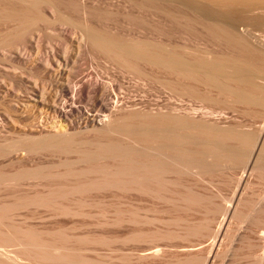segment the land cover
<instances>
[{
  "label": "bare ground",
  "instance_id": "obj_1",
  "mask_svg": "<svg viewBox=\"0 0 264 264\" xmlns=\"http://www.w3.org/2000/svg\"><path fill=\"white\" fill-rule=\"evenodd\" d=\"M126 1L134 9H143L144 17L139 22L144 25L139 26L145 27L149 34L151 30L157 32L156 35L152 32L154 37L144 33L143 38H124L108 32L110 30L105 31L95 20V16L100 19L101 13L89 7L85 0H81L80 4L77 0H0V21L7 25L5 31H0V50H3L0 57L6 59L11 67L4 77L25 87V94L21 92L23 96H17L19 100L15 101L8 99L12 91L0 82V105H6L0 115V127L4 128L7 123L15 124L21 133L18 140L0 144V185L28 179L48 180L46 182L50 184L46 187L49 188L47 192H42L46 189V182H43V190H36L33 195L27 193V196L18 194L16 198L22 197L14 204L0 205V247H15V256L0 249V264H121L116 262L115 257L111 258L109 251L110 257L102 253V260L97 250L94 256L97 254L96 258L100 259L89 257L90 253L94 254V251L91 252L93 248L90 253L89 249L86 250V255L84 248L87 242L88 245L89 242L95 244L93 241L102 244L105 240L103 245L110 249L107 243L112 240L105 236L70 235L67 230L62 232L63 229L55 232L38 230L30 225L15 223L10 217V212L16 207L37 203L46 207L51 205L55 211L60 210L73 217H84L88 214V203H92L91 199L88 200L92 194L103 196L102 193L114 191L124 195L132 192L146 194L147 197L151 195L154 201L159 202L158 212L169 214L168 218H162H166L169 225L159 222L161 216H154L160 225L167 226L166 229H162L164 226L159 229V224L154 226L157 220L154 222L155 219L152 221L147 216V210L143 212L146 217L140 214L138 208L141 211L144 209L138 204V208L130 205L132 210L130 207H126L129 210L124 207L121 210L119 206L112 224L150 222L151 226L154 222L152 227L158 228L149 230L147 227L150 226L142 224L146 230L135 227L121 240H211L209 248L206 246L208 256L200 258L201 255L190 252L192 255L188 254L189 257L186 255L184 259L177 258L175 262L166 264H217L215 259L220 255L223 257L227 253L225 249L230 248L229 245H225V249L222 246L229 243V235L234 236L229 234L232 220L240 224L248 222L244 227L247 228L246 234L242 232L243 236L238 238L240 248L252 250L257 248L255 246L264 247V230L262 235L259 234L261 237L257 236L260 229H264V198L258 195L260 199L254 197L256 201L251 200L255 192L248 193L256 187L252 186L253 181L256 180L257 185L264 182V123L261 122L263 125L259 131L256 128L258 124L253 126L257 131L252 128L250 131L242 130L243 126L235 123L234 116H230L241 113L254 118L263 117L264 121V40H259V36L257 39L251 31L253 26L260 28L261 34L264 31V0ZM127 16L130 18L131 13ZM132 16L130 19L136 18L140 24L138 16L133 13ZM156 17L178 23L180 31L182 28L197 39L194 41L188 37L192 41L186 38L189 42L186 43L182 39L191 34L183 32L185 36L180 42L189 45L197 41L196 45L192 43L190 47L180 43L177 47L169 39L168 42L161 40L162 35L170 30L165 28L167 31L163 32L158 27L161 24L158 18L155 22ZM43 23L70 28L75 35V38L74 35L71 37L79 40L83 47L81 55L86 54L91 63H97V72H88L78 78L81 56L73 58L65 52L62 56L52 53L47 56L46 63H43L47 66H44L36 63L30 54L21 53V50L30 48L28 44L35 39L32 36L40 31ZM170 33L167 38H170ZM12 49H17V52ZM114 66L137 82L150 80L161 84L168 93L165 105L139 108L134 103H120L121 81L114 76H105ZM40 69H43V75H47L45 83L41 86L27 84L25 70H28L29 76L35 77ZM67 71L69 75L64 76ZM55 72L59 77L53 75ZM86 101H92L93 109L97 108L96 113L95 109L71 106ZM12 155L15 159L11 158ZM49 155L60 156L58 163L40 160ZM63 155L71 158L64 159ZM27 161L34 162V166L27 167ZM8 166L17 168L14 172H7L4 169ZM225 169L229 172L242 170H237L242 172L239 176L232 174L233 179H230L229 172L230 176L225 173V179L236 181L237 185L236 192L230 201L227 200L230 203L220 195V189L218 199L217 194L203 192L204 189L209 191L208 184L204 182L212 186L213 180L224 175ZM13 182L10 184L13 185ZM201 182L206 187L199 189ZM94 195L92 200L97 205L99 201L95 200L101 197ZM124 195L123 199L119 197L124 200L127 196ZM257 199H262V203ZM223 200L229 205H221ZM66 201L69 205H65ZM101 203L103 201L97 205L100 210ZM150 204L149 210L154 207ZM106 207L104 209H108ZM153 210L157 211L155 207ZM102 212L104 216L105 211ZM106 218L112 220L108 216ZM255 235L260 237L257 242ZM152 249L148 255L140 254L139 259H162V246ZM234 249V252L238 251ZM261 252L263 254H257L258 264H264V252ZM238 257L234 259L236 263L232 260V264L238 263Z\"/></svg>",
  "mask_w": 264,
  "mask_h": 264
},
{
  "label": "rangeland",
  "instance_id": "obj_2",
  "mask_svg": "<svg viewBox=\"0 0 264 264\" xmlns=\"http://www.w3.org/2000/svg\"><path fill=\"white\" fill-rule=\"evenodd\" d=\"M77 1L80 4L81 0H77ZM85 3L89 7L93 8L94 10L96 9L99 13H101L99 15V18L100 19L96 18V16H95V20H98V22H99L98 24H100V26L103 27L105 29V31L110 30L108 32H111L112 34H115L116 33L117 36H121V37L125 36L124 38H127V37L128 38H133V37L134 38H138V37L141 38L142 36L145 37L147 35V33H148L146 30H144L145 27H142L141 28L139 26L141 24L144 25L143 22L142 23L139 22L144 17V16H142V15H144L143 9H139L138 7L137 8L135 7V9H134L133 7H131L127 3L126 0H122V1L121 0H85ZM130 13H131V16H132V13L134 14L135 17L138 16L137 17L138 18L137 20H138V22L140 24L137 23L136 18H135V20L130 19V18H133V16L132 17L130 16V18L127 16V14H130ZM179 14H181V13H179ZM139 18H140V20H139ZM157 18L158 17H156V20H155L156 23H157ZM161 19L162 20H160V18H158V23L159 22L161 23L158 27H161V30L162 29L164 30V31L162 30L163 32H165L167 30H170V31H167L168 33L171 32L169 34V37L170 38H167L168 37V35H167L168 33L167 32H166V35H164L165 36V39L163 38L164 37L163 35H162V37L159 36V37H161V40L162 39L164 41L167 40L166 42H168V39H169V42L170 43L171 42H172V44L175 43L174 45L175 46L177 45V47H178V45L180 43H181V45L183 43H185L186 40L188 39V37H191L193 39L195 38V36L193 34H191L190 32H186L182 28H181V31H180V26L178 25V23H174V22H171L169 20L165 21L162 17H161ZM99 20H101V21H99ZM163 25H165V26L163 27ZM41 26L39 27L40 28L39 29L40 31L37 32V30H36L37 33H34L36 35H33L32 36V37H35L36 40L34 38H32L34 40L31 39L32 41L29 43L30 45L28 44V47H30V48L29 49L26 48L25 50H21V53H24V54H27L28 53V54H30L31 55V58L33 60H35L36 63H38V64L42 63L40 65H44V66H47V64H43V63H46L45 60L47 59V56H49L52 53L56 54L57 56H62L63 54L68 53L70 56H73V58L76 57V56H79V57L81 56L80 57V60H83V62L79 60V65L81 67H80V70H79L80 72H79V77L78 78H82L83 76H86L88 74V72H93V73L97 72V69H95V68H97L96 67L97 66L96 65L97 63L94 62V61L91 63L92 60L89 59L86 56V54H82L81 55L82 52L84 53L83 47L81 46L79 40L73 39L71 37L74 34H73V31L71 33L70 28H67V27L62 26V25H59V26L58 25H56V26L54 25L53 26V24H50V23L49 24L48 23L47 24H44L43 23V25H41ZM6 27H7V25L4 22H1L0 21V31H5ZM165 28H167V30ZM252 28L253 29L251 31L254 34V35L253 34L252 35L253 36H256L257 39L260 38L259 40H264V35H262V34H264V31L261 34L260 32L262 30H260V28H258V27L254 28V26ZM150 30L148 29V31H150ZM144 31H146V32H144ZM253 31H255V32H253ZM152 32H154L155 35L157 34V32L151 30V34H149L150 33L149 32L148 35L152 36L154 34ZM185 32H186V34L187 33L191 34V36H189L187 34L188 36L186 37L185 35H183V34H185ZM144 33H145V36H144ZM192 35H193V37H192ZM183 36H185V38H183ZM258 36H259V38H258ZM73 37L75 38V35ZM153 37H154V35H153ZM256 37H254V39ZM181 38H183L182 40L185 41V42H180V41H182ZM191 38L188 39V40L192 41ZM195 40H197V39H194V41ZM194 41L191 42V44L193 43V46H195L196 43H197V41H196V43ZM186 43H189V42L187 41ZM191 44H189L190 47L192 46ZM183 45H188V44H183ZM81 47H82V49H81ZM192 48H194V47H192ZM196 49H198V47ZM12 50H13V52H17L16 51L17 49H12ZM26 50H27V52H26ZM0 51H2L1 52V54H2L3 53V50H0ZM4 52H7V50H5ZM79 53H80V55H78ZM0 59H1L0 60V82H3L6 85V87L9 90L12 91L11 92V96H10V93H9V98L8 99L17 101L16 99L19 100V98H17V96H21L22 93H23V95L25 94L23 92V90L25 89V87L23 85H20V84H17L15 82H13L9 78H6L7 76L4 77L6 71H10L11 67H10L9 64H7L9 62L6 59L1 58V57H0ZM89 60H91V61H89ZM42 70L43 69H40L41 72L39 74H36V76L34 75L35 77L29 76L28 75V70H25L24 77L26 79L25 78L24 79H25L26 83L27 84H34V83H36L39 86L43 85L45 83L44 82L45 78L47 80V75H43L44 73H43ZM100 70H101L100 72L102 73V68ZM26 72H27V74H26ZM53 72H54V70H53ZM68 72L69 71H67V73H66L67 75L65 74L64 76H68L69 75ZM54 74H57V76L59 77V74L57 72L53 73V75ZM25 75H27V76H25ZM106 75L114 76V77L118 78L121 81V83L123 85V89H122V91H121V93L119 95V100L121 99L119 101L120 103H123V104H125V103L126 104H132V103H134V104H137V106L139 108L140 107H142V108L158 107V106H161V105H165V103H166L165 101L168 98V96H167L168 93L162 87L161 84L157 83V81H156V83H155V81H150V80H140L139 82H137V80L136 79L134 80V78L132 76H130L128 73H121V72H119V69L118 68H115V66H114V68L109 69L107 71V73L105 74V76ZM27 77H29V78H27ZM30 78H31V80L33 82L30 80ZM42 78H44V79H42ZM30 81H31V83H30ZM38 81H39V83H38ZM41 83H43V84H41ZM186 103H190V102L187 101ZM5 106L6 105H0V115H2V112L4 111V107ZM71 106H73V107L81 106V107H87V108L93 109V107H92V101L80 102V103H77V104L76 103H73V104H71ZM94 109L93 110L96 113L97 108H94ZM230 116H232V117L234 116L233 117V121L236 120L235 123H237L238 125L241 124L243 126L242 130L243 129H245V130L247 129L248 131H250L249 129H251V128H252V130H254V127L253 126H257V124L259 126V127H256L257 130H258V129H260V126L263 125L262 123H264V121L262 119L263 117L261 119H260V117L254 118L255 116H251L250 117L247 114L244 115V114H241V113L240 114L239 113H236V114H233V115L230 114ZM257 119H259V120H257ZM254 121H256V122H254ZM249 125H250V127H249ZM15 126H16L15 124L12 125L11 123H7L4 126V128H1L0 127V144H7V143L12 142V140L14 141L15 139H17V140L19 139L21 133H20V130L17 128V126L16 127ZM240 126H238V127L241 128ZM256 128H255V130H256ZM11 158L15 159V155H12ZM59 158H60V156H57V155H49V156H43L40 160L42 162L45 161V163L47 162V163L57 164L58 161H59ZM63 158L64 159L65 158H69L70 159L71 156L63 155ZM37 161H38V159H37ZM25 164H26L27 167H30V166L32 167V166H34L35 163L34 162L31 163V162L27 161V162H25ZM31 164H33V165H31ZM15 168H17V167L16 166H8V167H5L4 170L7 171V172H14L15 171L14 170ZM237 170H241V169H236V171H234V172L233 171L229 172V170L226 171V169H225V172H223L224 175L221 176V174H220L221 177L217 176L219 178L217 180H216V178L213 180L214 182L215 181H217V182L219 181L218 182L219 184L212 182V186H209V185H211L209 182L208 183L204 182L205 185L208 184L206 186H207V188L208 187L209 188L208 189L206 188V189L209 190V191L207 192L205 189H204V191L203 190L202 191L205 192V193H208V194L209 193L210 194L212 193V195H216L217 192H218V190L220 189L219 192L220 191L222 192V193H220V195L222 194L221 196L224 199H226V201L227 200L230 201V199L234 195L233 193L236 192L235 190H236L237 185L235 183L236 181L232 182L231 180H227V178L225 179V177L231 175L230 177H232V178H230V177H228V178L233 179V175L234 174H236V176H239L242 173L241 172L242 170L240 171L241 173H239ZM221 172L222 171H220V173ZM228 172L230 173V175H229ZM225 173H226V176H225ZM46 181H48V180H42V182L40 181L41 182L40 183L39 181H34L32 179H28V180H23V181H20V182L17 181V183H15V181L14 182L13 181H11V182L9 181V182H7V184L6 183L5 184L4 183L1 184L0 185V205L1 204L2 205H7L8 204V206H9V204H12V203L14 204L16 202V199L21 198L23 196V194H25L27 196V193L29 195H31L32 193L33 194H35V192L37 193L38 190H40V191L43 190V184L42 183L43 182H46ZM255 181H253V183ZM12 182H13V185H11ZM191 182H193V181H191ZM37 183H39L40 185L42 184V185L41 186H38ZM49 183H51V181ZM204 183L202 185V182H201V184L199 185L198 188L199 189H200V187L203 188ZM213 183H214V185H213ZM253 183H251L252 186L254 185L253 187H255V186L256 187L253 188L252 186H250L253 189L251 190L249 188L250 189L249 191H251V192H248L247 191L249 194H251L253 191L255 192V193H252L253 194L252 195L253 196V199H251V200H255L256 198H259L258 195H261L260 198L261 197L264 198V182H262V184H260V185H257L258 182H257V184H256V182L254 184ZM44 184H45V186H44L45 188L46 187H49V185H50V184H47V182L44 183ZM216 184H217V186L219 185L220 188L217 187V186H215ZM196 186H197V184H196ZM206 186H204V187H206ZM48 189L46 188L42 192H47ZM108 191L109 190H107V192ZM113 191L114 190H112V192ZM256 191H257L258 194L256 193ZM102 192H104V191H102ZM117 193L118 192H116V191H114V193H111V192L110 193H106V194L105 193L104 194L102 193L101 195H103V196H100V194L99 195L98 194H95L96 196L94 194H92V197L94 195L96 198L98 196H100L102 198V199L101 198L100 199L99 198L98 199L95 198L96 199L95 201H99V202L100 201L101 202L103 201V204L101 203L102 206H100L101 210L97 206V205H100L99 202H96L97 205H95L94 204L95 202H93L94 197L93 198L91 197V198L88 199L89 201L91 199V202L92 203H90V202L88 203V204H90L89 206L91 208L90 207L87 208L86 214L88 213L87 214L88 216L87 215L86 216L84 215V217L82 215H81L82 217L81 216L80 217L79 216L78 217L77 216L73 217V215H69L68 213L67 214L66 213L64 214L60 210L58 212L55 211L54 210L55 208L52 207L51 205L48 206L46 204L47 205V207H46V206H42L43 204H38V203L35 204V205H32L31 204L29 206H28V204H27V206L26 205H24V206L23 205H20V206L16 207L13 210V212L12 211L10 212V214L12 213V215L10 217L12 218L11 221H13V222L15 221V223H18V224L23 223L22 224L23 226H29L30 225L29 227H34V228H37V229L39 228L38 230H41V229L44 230V231H46V230L49 231L50 230V232L54 230L53 232H55V230L58 231V229H60V231H61L63 229L62 232H64V231L66 232V230H67V233L68 234L70 233V235H78V236H89V235H91V236H93L92 238H97L98 236H101V235H102V237L105 236L106 238H109V239L112 240V241L109 240L111 242H109L107 244H109L108 246L110 247V249L113 252L108 247H106V245H103V244H105L104 243L105 240H102V242H103L102 244H98L99 241H93V243H95V244H91V242H89L90 244L88 245L87 244L88 242H87L86 245H87V247H90V248H87L86 245H85L84 250L85 251L86 250L88 251V249H89L88 252L90 253V249L93 248L91 250V252L94 251V254H92L93 252L90 253V254H92V256L89 254V257H91V258L95 255V251L97 250L96 252H97V254H100V256L99 255L98 256L101 258V260H102V256L103 255H106L108 257L111 254V258L112 257L113 258L115 257L116 262H120L121 264L122 263L123 264H166V263H170V262H175V260H177V258L184 259V257L186 255L191 254L190 252H192V254H194V255L196 253L199 254V255H201L202 257L196 254L200 258H203L207 254V252L209 253V249H207V247L211 243V240H209L210 241L209 242L208 240H205V239H199V240L198 239H196V240L194 239L191 242H188L190 240L186 241L185 239H182V238L181 239L180 238H175V239H171V240H169L167 238H164V239L162 238V239H158L157 240V238H154L156 240H154V239H152V240L151 239H147V240H144L143 242H141V241L135 242L133 240H131V241L130 240L129 241L121 240L124 236H126V235L129 234L128 232H130V233L133 232L132 230H135L134 229L135 227L137 228V230H142V229L143 230H146V229H144V226L145 227H147V225L150 226L151 223L150 222H149V224L148 223L147 224H144V223H141L140 224L139 223V225H138V223H136V224H133V223L126 224V223H124V224H119V225L118 224H115V225L112 224L115 221L114 220V218H116L115 216H117V214L115 215V212L117 211L116 208H118L119 206L120 207L122 206L121 208L119 207V209H121V210L122 209L124 210V208L126 210L127 209L129 210V208H126V207H130V205H132V206L134 205L133 207H135V205L137 206V204H138L139 207H142V209H144V210L141 211L140 210L141 208L139 209L138 206L136 207V208H138V211H140V214L143 215V217H144V215L146 217V214H147V216L149 217V219L150 220L155 219L154 220V222H155L158 218H154V216H157V215L159 217L161 216L160 217L161 221L159 219V222L160 223H163V224H165L167 222L166 225H169L168 224V220L166 219V218L169 217V214H167L165 212L162 213V212H160V210L158 212L157 209H158V206H159V204H158L159 202H157L156 200H155L156 201L155 202L154 199L151 197V195H148L149 197H147V196H145L146 194L145 195L144 194L141 195L140 193L139 194L137 193L139 195L138 196L135 192H132V193H129V194L127 193L128 195L125 194V195H127V196H125L123 193H118V194ZM18 194H20L22 196L19 197V198H16V196L17 197L19 196ZM120 194H122V196ZM254 194H257V196L256 195L254 196ZM123 195L125 196L124 200H122L123 199ZM218 195L219 194H217V196H216L217 199L220 196V195L219 196ZM119 196L122 197V199ZM140 196H143L142 197L143 199ZM249 196H251V195H249ZM145 197H147V198H145ZM150 197L152 199H150ZM254 197H255V199H254ZM221 198H219V199L221 200ZM217 199H216V202L217 201L219 202V200H217ZM259 199H257V200L261 202L262 199L261 200H259ZM151 200L155 204H153ZM122 201H123V203H122ZM229 201H227V202H229ZM221 202L222 201H220V203ZM227 202H225L223 200V202L221 203V205H223L224 203H226V204L229 205L230 202L229 203H227ZM66 203H67V201L65 202V205H69L68 203L67 204ZM150 203H152V205H154V207H155V209L157 211H154L153 210L154 207H151V210H149L150 208L148 209ZM92 204L95 205V206H93ZM262 204H264V201H263ZM39 205H41V206H39ZM155 205H157V208H156ZM103 206L104 207L107 206L106 208H108V209H104ZM132 206L130 207V210L133 209ZM225 206H227V205H225ZM51 207L54 208V209H52ZM86 207H87V205L85 206V208ZM145 207H147V208H145ZM85 208H82V210L86 211ZM103 210L105 211L104 212L105 213L104 216L105 215H106V217L108 216V218H111L113 220V222H112V220H109V219L107 220V218L103 216V214H102L103 213L102 212ZM134 210H137V209H134ZM146 210H147L146 214H143V212H145ZM100 211L102 213H100ZM106 211H108V212H106ZM59 212H61V213H59ZM106 213H108V215ZM196 215H198V213H196ZM163 217H166L164 219H166L167 221H165L164 219H163L164 220L163 221L162 220ZM104 220H105V222H104ZM107 221H108V224H106ZM157 222H158V220H157ZM157 222L154 223V226L156 224L157 225L159 224V229H161L160 227H163L164 225L162 226V225H160L159 222L158 223ZM236 222H237L236 220H232L231 225H230L231 226L230 227L231 231L232 230H234V231H232V232L230 231L229 234H234V236L229 235V239L226 238V240L228 239L227 241L230 244L229 243L227 244V242L225 240L226 244L224 243L223 246H222L225 249L226 246L229 245L231 249L230 248L228 249V247H227L226 248L227 251L225 249V252H227L226 254H225V252L224 253H221L220 252L221 254H223V255L225 254V255L224 256L222 255L223 257H221V255H220V256H218L219 258L217 257V259H215L216 262H217V264H232V263L235 262L234 259L236 257H238V256L240 257L241 255H242L241 256L242 258L241 257L240 258L238 257L239 261H238L237 264H239V263L240 264H258L257 262H259V260H258L257 254H260V255L263 254L261 251L264 252V247H262V246H255L257 248L256 249H254V247H253V249L250 248L252 250H248L249 248H244L243 247L244 250L245 249L247 250V251H245L246 254L243 255L242 253H244V250H243V248H240V245H239L240 242L238 241V238L241 239V236H243V233L242 232H244V235L246 234L247 228H244V227H247L246 224H248V222L247 223L244 222L243 224H240L239 222L236 223ZM153 223H152V225H153ZM232 223L234 224V226H235V224L236 225L238 224V226L237 227L236 226L234 227V226H232ZM142 224H144V226ZM141 225H142V227H141ZM152 225L150 227H147V228L148 229L149 228L150 229L152 228L151 230H153V228L154 229H158V228H155L157 225L155 227H152ZM166 227L164 226V228H162V229H166ZM232 227H234V228H232ZM130 229H132V230L130 231ZM263 230H264L263 228H262V230L260 229V231L258 232L257 236L259 234L262 235L263 234L262 233ZM124 234H126V235H124ZM91 236H89V237H91ZM255 236H254V238H255ZM257 236H256V238H257ZM230 237H232V240H230L231 239ZM256 238H255V240L257 242L259 238H257V239ZM157 245L158 246L160 245V247L162 246V248H163L162 249V257H161L162 259H160L159 261H152L150 259V257L149 258H146V259H142V260L139 259V255L140 254L148 255V253H150L153 250L152 248H155L156 249L158 247ZM232 245H234L235 247L233 246V248H232ZM259 247H260V249H259ZM14 248L15 247L14 246H11V245L4 246V247H0L1 250L5 251L10 256H13V254H14V252H13L14 251ZM204 248H206L207 251L204 250ZM223 248L221 249V251L222 250L224 251ZM234 248H236V249H234ZM232 249H234L235 251L238 250L236 252H238L241 255H239L238 253H237L238 255H232V254H236V252H234ZM241 249H242L243 252L241 251ZM258 249L259 250L263 249V250L259 251ZM108 251H109L110 254H108ZM194 251H195V253H193ZM196 251H198V252H196ZM88 252L86 254L87 256H88ZM199 252H201V254ZM102 253H107V254H103L102 255ZM97 254H96V257H97ZM208 255H206V256H208ZM231 255L232 256H235V258L234 257L231 258L232 257ZM14 256H15V254H14ZM187 257H189V255ZM100 258H96V259H100ZM238 259H236V260H238ZM240 259H242V260H240ZM216 262H214V263H216ZM259 264H262V263L260 262Z\"/></svg>",
  "mask_w": 264,
  "mask_h": 264
}]
</instances>
